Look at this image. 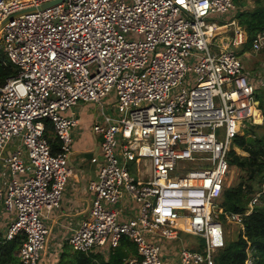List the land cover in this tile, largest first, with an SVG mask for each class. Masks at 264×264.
Returning a JSON list of instances; mask_svg holds the SVG:
<instances>
[{"label": "built area", "instance_id": "2783aa9c", "mask_svg": "<svg viewBox=\"0 0 264 264\" xmlns=\"http://www.w3.org/2000/svg\"><path fill=\"white\" fill-rule=\"evenodd\" d=\"M49 1L0 0V47L16 68L0 83V203L16 211L6 239L24 236L21 263L40 262L45 213L59 206L71 174L73 108L85 102L101 115L92 125L99 155L90 158L98 171L71 248L105 251L125 236L137 252L121 264H214L225 243L220 215L243 227L259 198L241 213L220 206L233 139L260 111L231 47L246 32L236 19L215 20L234 0H64L22 12ZM213 32H230V41L212 48ZM263 45L258 33L251 50ZM183 232L203 238V247H166Z\"/></svg>", "mask_w": 264, "mask_h": 264}, {"label": "trees", "instance_id": "16d2710c", "mask_svg": "<svg viewBox=\"0 0 264 264\" xmlns=\"http://www.w3.org/2000/svg\"><path fill=\"white\" fill-rule=\"evenodd\" d=\"M234 2L235 8L226 14L225 19L221 18V21L236 19L247 34L246 42L241 46L244 49H252L256 35L264 33V0H253L251 8L236 4L240 3L239 0ZM15 74V66L8 61L0 47V83H4L8 77ZM249 78L253 79L251 75ZM252 82L255 85V99L259 101L258 108L262 122L253 123L250 118L248 127L243 129V134H237L234 137L233 146L229 151V169L237 168L241 172L240 180L233 185L223 186L220 206L225 211L241 213L246 210L249 201L256 193H259V198L251 212L244 215L242 219L243 232L240 230L235 239L226 240L225 238L223 247L213 255L214 264H246L247 249L251 251V264H264V93L260 95L258 92L262 82L256 83L253 80ZM257 121L260 122V119L258 118ZM44 123V136L52 151L55 152L58 149V141L53 134L51 122L45 119ZM236 147L247 154L237 153ZM220 220L226 227L227 223L223 214L220 215ZM23 239L24 236L18 234L12 239H7L1 247L19 249ZM136 252V245L124 236L116 247L105 251L94 250L87 253L75 251L73 264H121L124 257Z\"/></svg>", "mask_w": 264, "mask_h": 264}, {"label": "crops", "instance_id": "0c3cea01", "mask_svg": "<svg viewBox=\"0 0 264 264\" xmlns=\"http://www.w3.org/2000/svg\"><path fill=\"white\" fill-rule=\"evenodd\" d=\"M90 105L92 104L79 102L73 108L79 119V123L73 130L72 152L68 160L71 174L59 206L51 212L45 213L44 221L49 229V233L39 264H73L74 253L66 252L65 245L68 243L67 241L72 230L89 213L92 195L88 191L87 185L91 179L96 178L98 171V165L95 163H93L95 165L94 177L91 178V176L82 170V163L84 161L90 160L92 155H99L100 138L92 131V125L97 118L96 113H89L88 108ZM11 149L12 147H8L7 152ZM131 206L136 207L133 202ZM15 216V210H7L0 203V264L21 263L17 247L13 250L9 247H1L7 242L6 230ZM178 242L179 244L183 243L185 246L193 247L189 240L183 238L168 243L166 247H178L179 245L176 246Z\"/></svg>", "mask_w": 264, "mask_h": 264}, {"label": "rangeland", "instance_id": "374dc122", "mask_svg": "<svg viewBox=\"0 0 264 264\" xmlns=\"http://www.w3.org/2000/svg\"><path fill=\"white\" fill-rule=\"evenodd\" d=\"M239 2L240 3H236V4L242 5V7L246 5L249 8H251V6H253V0H239ZM238 5H236V6H238ZM225 17H226L225 13L217 14L216 17H215V20L218 23H221L220 19L221 18L225 19ZM211 35L215 37V40H214L215 46H213L212 48H215L217 50L219 49V45H220L221 41L229 42L230 38H231L230 32L225 33V34H223V33L220 34V33H217V32H213ZM223 38H225V39H223ZM226 38L229 39V41L226 40ZM246 39H247V34H246ZM1 42L2 41H1V36H0V44H1ZM231 47L239 53L240 60H241V62L243 64L244 70L249 75H251L253 77L252 80L254 82H256V83H259V82L263 83L262 85H259L260 87H259L258 92H259L260 95L262 93H264V48H263L264 45L257 52L256 51H252L251 49H244L243 46H241V45H239V46H232L231 45ZM114 102H115V100H114L112 95H110L109 97L104 99V106H105V109H106V113L112 114V111L110 109H108V108ZM80 103H82V102H80ZM88 110H89V113H92V114L96 113V118L100 119L101 115L98 112L96 105H94V104L90 105ZM259 113H260V111H259ZM259 113L257 114V111L255 110V114L256 115H255V118L252 119L253 123L260 124L262 122V116ZM258 118L260 119V122L257 121ZM248 125H249V119L243 120L242 129L239 132V134H243V132H244L243 129L245 127H248ZM236 152L239 153V154H243V155L247 154L242 149L237 148V147H236ZM94 169H95V165L93 163H91L90 160H86V161H84L82 163V170L85 173H87L89 176H91V178L94 177L93 176ZM75 170H76V168H75ZM132 170H133V173L135 174V176L137 178V171H138L137 167L133 165L132 166ZM240 175H241V172L237 168H235V167L232 168L231 167L229 169V172H228L226 178H225L224 186H230V185H233L234 183L238 182L240 180ZM226 223H227V226L224 227V230H225L224 233H225L226 240L227 239H231V240L235 239L237 237V235L240 233V230L243 228L242 224L235 223V222H226ZM181 238L189 240L193 247H203V244H204L203 238H201V237H199V236H197L195 234L183 232V233H181ZM178 245H180L179 242L177 243L176 246H178ZM65 247H66L65 248L66 252L75 253V252H73L74 250L71 248L69 243H67L65 245ZM247 252L251 255V251L250 250H248Z\"/></svg>", "mask_w": 264, "mask_h": 264}, {"label": "water", "instance_id": "95a60500", "mask_svg": "<svg viewBox=\"0 0 264 264\" xmlns=\"http://www.w3.org/2000/svg\"><path fill=\"white\" fill-rule=\"evenodd\" d=\"M62 1H64V0H52V1H49V2H46V3L42 4V5H40L38 8H28V9L22 11V12L32 11V10H36V9H44L46 7L55 5V4L60 3ZM5 22H6V20L0 21V31H1L2 27L4 26ZM255 105L258 107V105H259V101L258 100H255Z\"/></svg>", "mask_w": 264, "mask_h": 264}]
</instances>
